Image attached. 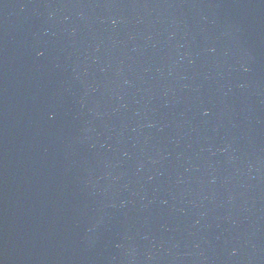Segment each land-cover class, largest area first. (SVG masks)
<instances>
[{"label": "water", "instance_id": "water-1", "mask_svg": "<svg viewBox=\"0 0 264 264\" xmlns=\"http://www.w3.org/2000/svg\"><path fill=\"white\" fill-rule=\"evenodd\" d=\"M0 264H264V0H0Z\"/></svg>", "mask_w": 264, "mask_h": 264}]
</instances>
